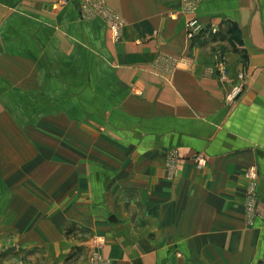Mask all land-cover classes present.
I'll use <instances>...</instances> for the list:
<instances>
[{
    "label": "crops",
    "instance_id": "crops-1",
    "mask_svg": "<svg viewBox=\"0 0 264 264\" xmlns=\"http://www.w3.org/2000/svg\"><path fill=\"white\" fill-rule=\"evenodd\" d=\"M106 1L123 20L116 43L101 22L84 27L77 12L61 10L50 0H0V55L14 54L0 56V70L37 93L68 89L72 83L81 90L78 103L93 101L105 111L104 119L94 117L104 120L100 129L106 137L87 120L79 125L89 144L80 146L87 153L84 161L96 148L102 169L84 177L87 186L79 200L84 198L85 216H119L104 233L120 258L138 264H204L199 252L222 251L226 262L221 264H248L259 249L253 232L244 228L247 182L242 173L248 167L260 174L258 199L264 206V0ZM187 4L197 8L207 27L192 41L186 39ZM212 29L221 32L219 38ZM214 39L226 53L228 83L221 80ZM14 44L19 48L12 49ZM72 58L78 66L75 84L68 82L66 68ZM56 64L54 76L64 81L52 78ZM239 73L248 75L247 85L229 103L224 96L238 84ZM91 133L101 139L95 142ZM172 151L178 158L169 165ZM195 152L206 155L205 167L195 168L189 160ZM28 195L34 202L17 197L8 203L4 222L14 224L16 238L8 252H33L31 264H67L60 221L47 227L41 198L36 191ZM29 212L37 213L27 226ZM79 216L75 212L69 218L75 223ZM114 230L122 233L115 237ZM246 249L252 250L250 259ZM107 256L115 260L110 252Z\"/></svg>",
    "mask_w": 264,
    "mask_h": 264
},
{
    "label": "rangeland",
    "instance_id": "rangeland-1",
    "mask_svg": "<svg viewBox=\"0 0 264 264\" xmlns=\"http://www.w3.org/2000/svg\"><path fill=\"white\" fill-rule=\"evenodd\" d=\"M50 1L51 4H55L60 9L66 7L77 12L76 20L84 27H90L89 23L94 20L101 22L108 29L111 41L116 43L120 40L121 31L124 29L123 20L119 13L108 5L106 0ZM183 9L189 16L187 21L192 17H196L201 22L196 14L197 8L194 5L187 4ZM61 10H65V8ZM203 26L204 31L193 37L192 40L205 33L207 27L204 23ZM114 28H117V35H114ZM21 33L19 31V35H23L25 30H21ZM211 33L215 39L221 35V32H217L215 29H212ZM235 38H237V35L234 34L231 39L235 40ZM186 39L188 38L186 37ZM215 39L212 43H214L216 50L218 46ZM188 40L192 41L191 39ZM230 44L232 43L230 42ZM22 46L24 47V45H21L20 48H23ZM228 46L230 50L235 49V46ZM18 48V44L12 46V49ZM218 49L220 50H218V53L221 55L222 63L221 80L224 77L226 79L224 83H228L225 63L226 53L219 47ZM12 53L10 51V53L0 56L10 58L14 56ZM72 60L66 68L70 73L68 82L72 81L75 84L74 71L78 66L75 59L72 58ZM65 62L67 63L68 59ZM56 68L57 64L52 67V73L56 71ZM247 76L245 73L237 75L238 84L231 86L224 96L227 102L234 103L239 99L246 88ZM52 78L55 81H64L62 77L54 76V73ZM17 79V76H12L9 72L0 70V264H31L32 258H30V255L33 252L29 254V252L24 251V253L15 256L8 252L16 238L13 237L15 236L12 226L14 224H8L4 221L5 213L10 208L8 203H13L17 197L21 199L28 197V201L34 202L31 197L34 194L28 195L29 192L34 191H36V198H41L44 204L45 225L49 227V224L57 220L60 221L62 255H64L62 261L67 264H138L132 259L126 261L125 257L120 258L118 248L108 247L109 242L104 231L107 226L117 224L119 216L114 213H108L104 216H85L82 209L84 198L79 200V197L83 195L80 189L87 186L84 177H94L99 174H97L98 171L100 173L102 171V169H98L99 164L97 162L99 159L97 153L99 150L96 148L94 151H89V161H84L87 153L80 146H89V144H85L86 138L83 131L79 130V125L87 120V123L90 122L93 127L98 126L99 130L96 131L106 137L100 129L104 120L102 122L96 121L94 117L96 115L104 119L105 111L100 109L99 105L93 101L87 100L85 106L78 103L77 96L81 90L73 87L72 83L68 84V89H52L50 92L37 93L29 89L28 86H21ZM55 84H58V82ZM240 84L244 85L242 92L236 99L228 100L227 96L233 89L232 87ZM88 92L91 98L93 89L89 88ZM62 101L69 104L62 105ZM99 111H101V115ZM89 135L92 136L95 142L99 138L101 139L95 133ZM198 155H202L206 160V155L202 152H195L189 160L195 168L201 169L206 166L207 160L204 166H199L195 160ZM176 158H178L177 152H170L168 158L170 162L168 164L173 165V161L176 163ZM83 164L87 165L85 171L82 170ZM52 167L56 169L50 170ZM242 174L247 182L243 202L246 215L244 216V228L249 232H253L254 241L258 243L259 247L252 258V250L246 249L248 259L251 258L248 264H264V233L262 235L261 231V224L264 223V206L259 204L257 187L260 174L254 166L246 168ZM95 187H98V185H92L91 190L93 191ZM98 202L101 203L102 201ZM20 205L24 206L23 203ZM75 212L80 216L76 218L74 223L69 217ZM35 213L37 212L26 213L25 216L29 214V219L25 218L26 221L23 223L27 226L35 223L36 217L33 216ZM91 214H93L92 211ZM112 233L116 237L117 234L122 233V230H114ZM123 240L124 238H122ZM118 241L121 240L117 239ZM35 251H38V249H35ZM108 252L112 254L115 260L106 257ZM95 255H99L101 259H95ZM175 255L180 256L182 254ZM169 256L170 254L166 255L161 263H165ZM187 257L190 262L194 259V256L190 253H187ZM197 257L204 261V264L226 262V256L222 254V251L199 252Z\"/></svg>",
    "mask_w": 264,
    "mask_h": 264
},
{
    "label": "built area",
    "instance_id": "built-area-1",
    "mask_svg": "<svg viewBox=\"0 0 264 264\" xmlns=\"http://www.w3.org/2000/svg\"><path fill=\"white\" fill-rule=\"evenodd\" d=\"M186 24H187V26H186V28H187L186 37L188 39H191V40L193 37L200 34L205 29L203 26V23H201L196 17H192L191 19H189ZM114 31H115L114 35H117L118 34L117 28L116 29L114 28ZM225 80L226 79L223 77L222 81H225ZM232 88L233 89L228 93V96H227L228 100L229 99L230 100L236 99L239 96V94L242 92L244 85L240 84V85H237V86L232 87ZM204 159L205 158L202 155H198L195 157V160L199 166L205 165L206 160H204ZM99 241L103 242L102 240H99ZM95 259H101V257L99 255H95Z\"/></svg>",
    "mask_w": 264,
    "mask_h": 264
}]
</instances>
